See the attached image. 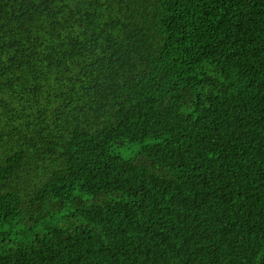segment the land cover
<instances>
[{"label": "trees", "instance_id": "obj_1", "mask_svg": "<svg viewBox=\"0 0 264 264\" xmlns=\"http://www.w3.org/2000/svg\"><path fill=\"white\" fill-rule=\"evenodd\" d=\"M0 264H264V0H0Z\"/></svg>", "mask_w": 264, "mask_h": 264}]
</instances>
